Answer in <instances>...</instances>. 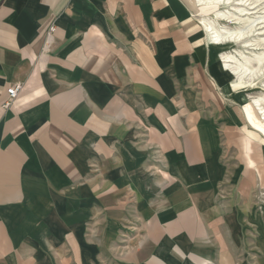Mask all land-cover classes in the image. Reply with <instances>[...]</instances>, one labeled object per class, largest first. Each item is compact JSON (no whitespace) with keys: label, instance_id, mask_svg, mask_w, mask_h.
Wrapping results in <instances>:
<instances>
[{"label":"crops","instance_id":"obj_1","mask_svg":"<svg viewBox=\"0 0 264 264\" xmlns=\"http://www.w3.org/2000/svg\"><path fill=\"white\" fill-rule=\"evenodd\" d=\"M202 11L0 0V264H239L242 214L217 192L264 166V132ZM126 174L132 218L110 195ZM131 220L133 242L118 249Z\"/></svg>","mask_w":264,"mask_h":264},{"label":"rangeland","instance_id":"obj_2","mask_svg":"<svg viewBox=\"0 0 264 264\" xmlns=\"http://www.w3.org/2000/svg\"><path fill=\"white\" fill-rule=\"evenodd\" d=\"M229 1L222 5H208L204 7L201 17L205 15L213 16L218 8H225L227 15L231 17V21L219 20L215 16L213 17L217 24L226 28L241 26L246 17H252L251 19L254 20L252 22V30L242 36L237 43L226 42L222 45H215L214 52L218 56V59L220 54L223 55L227 51H232L231 54L234 58L241 60L242 57L238 54L237 50L243 52L245 55H249L251 52L262 51L264 49V45L261 44L264 37V0H259L257 3H254L253 0ZM260 80L263 81V86L260 83L255 87L248 88L249 86L247 85L249 83L246 80L237 85L245 88L242 92L247 94V96H243L248 98V106L254 113L257 112V108H263L264 110V75L260 77ZM255 95H260V98H263V100H260L254 106L251 104L252 99L250 98ZM156 161L157 157L150 150L145 152L142 163L149 180L153 176ZM133 175L126 174L127 178L123 186L120 188L111 187L110 193L113 200H119V204L122 205L128 217L134 215L137 199H139L137 198L139 197L137 195L139 192L133 184ZM249 177L247 174L246 176L245 174H241L238 176V181L233 182L234 184L230 188H219L217 193L219 198L230 201L232 206L242 214L241 217L243 219L240 223L245 237H243L242 247L238 253L239 264H264V166L254 171L253 179L252 177L249 179ZM135 223L134 220H131L120 230L119 240L117 241L118 249H125L132 244L134 237L131 235L138 230V226Z\"/></svg>","mask_w":264,"mask_h":264},{"label":"bare ground","instance_id":"obj_3","mask_svg":"<svg viewBox=\"0 0 264 264\" xmlns=\"http://www.w3.org/2000/svg\"><path fill=\"white\" fill-rule=\"evenodd\" d=\"M194 1L198 3V6L200 8H204L208 5H222L228 2L229 0ZM258 1L259 0H253L254 3H257ZM213 16H215L216 19L219 20L221 19L231 21V17L227 15V11L225 10V8H218L214 12ZM213 16L205 15L201 17V23L203 24L206 30V35L210 40L211 44L213 45H222L226 42L237 43L238 40L242 38V36L252 30V22L254 21L251 19L252 17H246L242 22L241 26L226 28L217 24ZM261 44L264 45V37L262 38ZM237 52L242 57L241 60L234 58V56L231 54L232 51H227V53H223V55L220 54V67L226 70V72L235 79L236 83L240 84L243 80L248 81V88L255 87L258 84L262 83L263 81L260 80V77L264 75V49L262 51L251 52L249 55H245L239 50H237ZM261 86H263V83ZM250 99H252L251 104L254 106L257 105L260 100H263V98H260V95L252 96ZM256 111L257 112L254 113L251 110V118L253 120L254 125L264 132V110L263 108H257Z\"/></svg>","mask_w":264,"mask_h":264},{"label":"built area","instance_id":"obj_4","mask_svg":"<svg viewBox=\"0 0 264 264\" xmlns=\"http://www.w3.org/2000/svg\"><path fill=\"white\" fill-rule=\"evenodd\" d=\"M51 33H52V27H50L46 33L45 42H44V48L46 49H48L50 45ZM21 88H22L21 82H14L6 87V98L3 102L4 107L10 106L12 104L13 100L17 97Z\"/></svg>","mask_w":264,"mask_h":264}]
</instances>
